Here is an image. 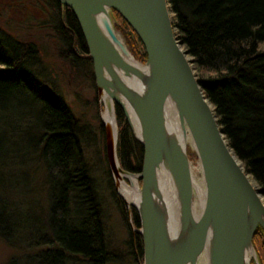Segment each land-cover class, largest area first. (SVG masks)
Instances as JSON below:
<instances>
[{
    "label": "water",
    "instance_id": "95a60500",
    "mask_svg": "<svg viewBox=\"0 0 264 264\" xmlns=\"http://www.w3.org/2000/svg\"><path fill=\"white\" fill-rule=\"evenodd\" d=\"M56 1L71 10L91 60L108 172L142 239V264H199L201 257L206 264H259L252 239L258 228L264 232V199L175 36L169 0ZM113 11L140 40L144 63L115 30ZM116 107L142 148L139 173L119 164ZM189 151L204 189L198 209Z\"/></svg>",
    "mask_w": 264,
    "mask_h": 264
},
{
    "label": "trees",
    "instance_id": "16d2710c",
    "mask_svg": "<svg viewBox=\"0 0 264 264\" xmlns=\"http://www.w3.org/2000/svg\"><path fill=\"white\" fill-rule=\"evenodd\" d=\"M17 3L38 9L43 6L50 12L51 38L59 58L74 71L90 75L94 85L91 60L71 10L56 0H13ZM169 7L175 36L193 63L219 128L264 199V0H169ZM113 18L114 28L129 52L144 63V48L134 31L115 11ZM39 64L41 57L34 43L0 29V99H31L39 106L37 144L49 190L51 237L47 243L34 246H47L42 253L59 259V264H66L71 255L88 264H107L112 253L106 246L102 207L95 192L101 168L122 217L127 216V209L113 190L101 123L97 125L99 155V148L95 149L94 140L91 142L87 135L91 132L89 126L72 113L59 91L41 76ZM115 111L119 164L125 171L139 173L142 148L121 110L116 107ZM3 122L0 129L3 127L5 136H0V150L11 135ZM89 145L94 149L92 160H97L92 169L85 156ZM6 183L0 174V198ZM4 202L0 200V241L8 245L4 231L13 229L14 212ZM131 214L133 226L138 229L137 213L132 209ZM132 238L142 264V239L139 234ZM252 244L259 264H264L262 229L256 230Z\"/></svg>",
    "mask_w": 264,
    "mask_h": 264
},
{
    "label": "rangeland",
    "instance_id": "374dc122",
    "mask_svg": "<svg viewBox=\"0 0 264 264\" xmlns=\"http://www.w3.org/2000/svg\"><path fill=\"white\" fill-rule=\"evenodd\" d=\"M49 13L43 6L38 9L23 3L13 4V0H0V29L36 45L41 57V76L59 91L72 113L89 126L87 130L91 132H87V135L92 139L91 142L94 140L95 149L99 148L100 155L101 143L100 137H97L99 104L95 87L90 75L83 70L74 71L67 62L59 58L57 46L52 40L54 33ZM6 101L7 98L0 99V122L4 121L11 135L4 140L5 147L0 150V174L8 185L6 183L1 191L0 200L10 204L9 210L14 212V230L4 231L9 244L4 245L0 241V264H59V259L53 260L48 254L42 253L47 246H34L47 243L51 237L49 190L37 144L39 106L31 99L19 97ZM2 128L0 136H5ZM93 151L92 147L85 149L86 160L92 164L91 169L97 165V160H92ZM188 153L190 160L195 162L192 152ZM100 171L95 192L102 207L106 246L112 253L107 264H139L138 253L135 252L132 241L134 233L129 227L128 217H122L103 169ZM66 264L88 263L77 255H71Z\"/></svg>",
    "mask_w": 264,
    "mask_h": 264
},
{
    "label": "bare ground",
    "instance_id": "6f19581e",
    "mask_svg": "<svg viewBox=\"0 0 264 264\" xmlns=\"http://www.w3.org/2000/svg\"><path fill=\"white\" fill-rule=\"evenodd\" d=\"M189 159H190V157H189ZM190 171H191V175L193 177V182H194V187H193V192L194 193L193 194H194V197L197 199V201L195 202V209H198L199 206H200V203L202 201L203 192H204V189L202 187V183H201V180H200V177H199V171H200L199 165L191 161L190 162ZM160 178L162 179L161 181H162L163 186H165L166 185V183H165L166 180H164V179H166V176L165 175H160ZM249 178H251V177L249 176ZM128 198L130 199V197H128ZM199 264H206V261H205V259L203 257H201L199 259Z\"/></svg>",
    "mask_w": 264,
    "mask_h": 264
},
{
    "label": "flooded vegetation",
    "instance_id": "af4514ba",
    "mask_svg": "<svg viewBox=\"0 0 264 264\" xmlns=\"http://www.w3.org/2000/svg\"><path fill=\"white\" fill-rule=\"evenodd\" d=\"M133 237H134V235H133ZM133 241H134V240H133ZM134 242H135V241H134ZM134 242H133V243H134Z\"/></svg>",
    "mask_w": 264,
    "mask_h": 264
}]
</instances>
